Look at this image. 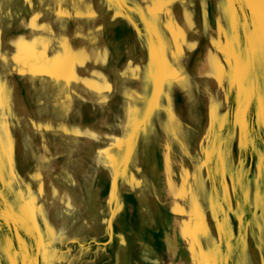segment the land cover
I'll return each instance as SVG.
<instances>
[{
    "label": "rangeland",
    "instance_id": "374dc122",
    "mask_svg": "<svg viewBox=\"0 0 264 264\" xmlns=\"http://www.w3.org/2000/svg\"><path fill=\"white\" fill-rule=\"evenodd\" d=\"M0 264H264V0H0Z\"/></svg>",
    "mask_w": 264,
    "mask_h": 264
},
{
    "label": "bare ground",
    "instance_id": "6f19581e",
    "mask_svg": "<svg viewBox=\"0 0 264 264\" xmlns=\"http://www.w3.org/2000/svg\"><path fill=\"white\" fill-rule=\"evenodd\" d=\"M214 55H215V54H214ZM215 56H216V55H215ZM63 58H64V57H63ZM57 59H58V58H57ZM18 60H19V59H18ZM219 60H220V59H219ZM53 61H54V60H53ZM56 62H58V61H56ZM203 64H204V63H203ZM54 65H55V63H54ZM204 65H205V64H204ZM204 65H203V66H204ZM43 66H44V65H43ZM45 68H46V67H45ZM59 69H60V68H59ZM65 69H66V68H65ZM47 70H48V69H47ZM48 71H49V70H48ZM48 71H47V72H48ZM50 71H51V70H50ZM65 72H66V71H65ZM48 73H49V72H48ZM50 73H51V72H50ZM55 73H57V72H55ZM41 74H42V73H41ZM44 74H45V72H44ZM62 75H63V74H62ZM68 75H69V74H68ZM205 75H207V74H205ZM65 77H66V76H65ZM218 77H219V79H220L221 81L223 80L222 75H219ZM88 126H89V125H88ZM47 127H48V126H47ZM47 129H48V128H47ZM55 130H56V129H55ZM83 136H84V135H83ZM88 141H89V140H88ZM51 148H52V147H51ZM49 150H50V149H49ZM167 152H168V151H167ZM168 155H169V154H167V156H166V161L169 159V158H168ZM167 158H168V159H167ZM167 163H168V162H167ZM167 165H168V164H166L165 166H167ZM166 168H168V167H166ZM169 172H170V171H169ZM169 172H168V173H169ZM185 184H186V183H185ZM183 185H184V184H183ZM162 187H163V185H162ZM181 187H182V186H181ZM183 189H184V188H183ZM165 192H166V191H165ZM172 200H174V199H172ZM176 202H177V201H176ZM182 206H183V205H182ZM196 207H197V206H196ZM175 213H178V212H175ZM188 215H189V214H188ZM191 217H192V216H191ZM201 224H202V223H201ZM182 226H183V225H182ZM188 229H189V228H188ZM203 230H204V229H203ZM187 236H188V235H187ZM187 239H188V238H187Z\"/></svg>",
    "mask_w": 264,
    "mask_h": 264
},
{
    "label": "crops",
    "instance_id": "0c3cea01",
    "mask_svg": "<svg viewBox=\"0 0 264 264\" xmlns=\"http://www.w3.org/2000/svg\"><path fill=\"white\" fill-rule=\"evenodd\" d=\"M218 25H219V23H218Z\"/></svg>",
    "mask_w": 264,
    "mask_h": 264
}]
</instances>
